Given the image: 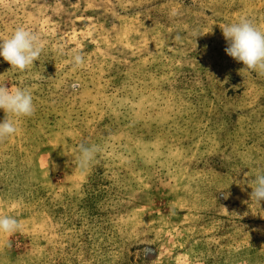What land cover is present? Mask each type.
<instances>
[{
  "label": "rangeland",
  "instance_id": "374dc122",
  "mask_svg": "<svg viewBox=\"0 0 264 264\" xmlns=\"http://www.w3.org/2000/svg\"><path fill=\"white\" fill-rule=\"evenodd\" d=\"M241 18L264 30V0H0V40L43 46L24 71L0 56L36 108L0 143V215L20 223L0 264H264V75L220 27Z\"/></svg>",
  "mask_w": 264,
  "mask_h": 264
},
{
  "label": "clouds",
  "instance_id": "9594fccd",
  "mask_svg": "<svg viewBox=\"0 0 264 264\" xmlns=\"http://www.w3.org/2000/svg\"><path fill=\"white\" fill-rule=\"evenodd\" d=\"M220 27L227 42L225 52L237 62L243 63L245 66L243 71L264 75V30L247 18ZM42 51L40 37L23 26L15 28L9 38L0 40V56L11 65V68L20 71L32 66ZM72 59L77 67L85 63V57L78 52L73 54ZM0 109L6 113L5 119L0 122V143L18 132L17 124L12 117L28 118L36 111L32 94L28 89L20 87L9 89L6 85H0ZM98 153V146L81 142L76 157L78 166L81 169L88 168L97 159ZM250 183L253 185L251 200L258 204L264 202V172L258 173ZM19 228L20 223L15 217L0 215V233H14Z\"/></svg>",
  "mask_w": 264,
  "mask_h": 264
}]
</instances>
